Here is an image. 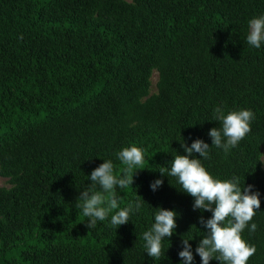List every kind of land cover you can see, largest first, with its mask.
Listing matches in <instances>:
<instances>
[{"label":"trees","instance_id":"1","mask_svg":"<svg viewBox=\"0 0 264 264\" xmlns=\"http://www.w3.org/2000/svg\"><path fill=\"white\" fill-rule=\"evenodd\" d=\"M262 14L264 0H0V177L11 184L0 187V264H180L183 236L201 264L200 217L211 212L193 210L175 177L150 183L184 154L176 139L211 145L218 105L255 114L237 147L213 146L202 163L260 193L257 229L242 236L256 247L247 264H264V46L246 43L248 20ZM132 144L144 169L118 201L144 208L118 229L89 230L76 198L103 158L122 173L116 153ZM159 206L179 215L153 260L142 233Z\"/></svg>","mask_w":264,"mask_h":264},{"label":"clouds","instance_id":"2","mask_svg":"<svg viewBox=\"0 0 264 264\" xmlns=\"http://www.w3.org/2000/svg\"><path fill=\"white\" fill-rule=\"evenodd\" d=\"M246 43L255 49L264 46V14L248 20ZM254 119L251 109L229 111L219 105L214 107L210 121H217L220 126L209 129L207 133L212 140L211 145L200 138L193 140L190 146L182 136L176 139L180 141L184 154L174 149L173 159L166 166L157 168L161 175L150 183V188L156 191L163 185L164 176L175 177L180 186L178 189L193 197V210L211 212L207 219L200 217L206 234L202 233L203 238L195 254L199 255L201 264H210L213 259L220 264H247L256 252L255 245L245 240L242 233L246 228L250 233L257 229L255 222H249L260 211V193L252 190L253 185H245V182L241 185L240 177L235 174L223 179L214 176L202 163V160L210 158L213 146L225 155L229 154L251 131ZM194 153H198V157ZM145 158L143 148L135 144L125 146L116 153V159L125 166L122 173L116 174L112 159L103 158L104 162L87 176L91 181L90 187L80 190L75 208L87 218L89 230L95 229L98 222L105 221L118 229L131 221V216L141 212L146 202L144 199L137 198L120 207L118 190L132 186L134 173L144 169L140 166ZM153 208L152 223L142 233L143 248L153 260H161L168 248H165L164 241H170L175 233L179 213L162 206ZM193 238L182 237L178 252L180 264H194L195 256L189 242Z\"/></svg>","mask_w":264,"mask_h":264},{"label":"rangeland","instance_id":"3","mask_svg":"<svg viewBox=\"0 0 264 264\" xmlns=\"http://www.w3.org/2000/svg\"><path fill=\"white\" fill-rule=\"evenodd\" d=\"M157 80H158V74L156 73L154 75V85L152 88L153 93L157 92V87H156ZM0 187L10 188L11 184L9 183L7 178L0 177Z\"/></svg>","mask_w":264,"mask_h":264}]
</instances>
